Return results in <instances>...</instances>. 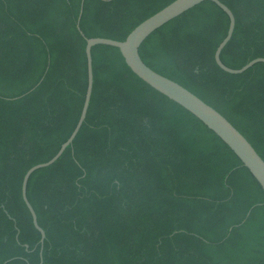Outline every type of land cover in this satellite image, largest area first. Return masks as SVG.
Returning a JSON list of instances; mask_svg holds the SVG:
<instances>
[{
    "label": "trees",
    "instance_id": "16d2710c",
    "mask_svg": "<svg viewBox=\"0 0 264 264\" xmlns=\"http://www.w3.org/2000/svg\"><path fill=\"white\" fill-rule=\"evenodd\" d=\"M173 0H83L85 37L123 40ZM235 25L221 61L264 57V0H220ZM81 0H0V264H262L264 192L188 110L91 48ZM229 18L205 0L155 29L143 62L225 116L264 160V62L228 73L214 60Z\"/></svg>",
    "mask_w": 264,
    "mask_h": 264
},
{
    "label": "water",
    "instance_id": "95a60500",
    "mask_svg": "<svg viewBox=\"0 0 264 264\" xmlns=\"http://www.w3.org/2000/svg\"><path fill=\"white\" fill-rule=\"evenodd\" d=\"M202 1L205 0H173L163 8L159 9L158 11L138 23L123 40H117L109 37H85L79 27V18L82 12L83 4V0H81V6L76 26L78 31L86 41L85 55L87 61V86L81 111L74 129L72 130L69 137L60 145L57 152L49 160L37 163L28 168L24 173L21 182V196L30 212L34 227L40 233L39 242L41 244L43 243V240L45 238V232L43 228L38 224L36 213L27 199V181L30 174L34 170L52 164L62 154L65 148L72 142L81 124L83 123L88 109L93 84L91 48L92 46L97 44L109 45L118 48L126 65L137 77H139L159 93L163 94L170 100L182 106L184 109L188 110L203 124H205L207 128L212 130L234 152V154L241 161L242 165H244L249 170V172L252 174V176L258 182L264 192V160L257 153L251 143L245 138V136L214 107L203 101L200 97H198L196 94L191 92L180 83L153 70L143 62L139 55V47L141 43L155 29L159 28L167 21L180 15L181 13L185 12L186 10L192 8ZM209 1H212L216 5H218L229 18L226 35L217 45L214 51V60L216 64L222 70L228 73L236 74L245 71L254 63L264 62V57H256L248 61L240 68H231L221 61L220 52L232 35L235 25V18L228 6H226L220 0Z\"/></svg>",
    "mask_w": 264,
    "mask_h": 264
}]
</instances>
